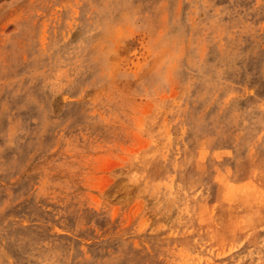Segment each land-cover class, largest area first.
I'll use <instances>...</instances> for the list:
<instances>
[{"label":"rangeland","instance_id":"374dc122","mask_svg":"<svg viewBox=\"0 0 264 264\" xmlns=\"http://www.w3.org/2000/svg\"><path fill=\"white\" fill-rule=\"evenodd\" d=\"M248 1L0 0V264H264Z\"/></svg>","mask_w":264,"mask_h":264},{"label":"bare ground","instance_id":"6f19581e","mask_svg":"<svg viewBox=\"0 0 264 264\" xmlns=\"http://www.w3.org/2000/svg\"><path fill=\"white\" fill-rule=\"evenodd\" d=\"M248 1V0H247ZM250 1V0H249ZM248 1V2H249ZM233 4V3H232ZM244 4V3H243ZM231 5V4H230ZM235 11V10H234ZM241 11V10H240ZM246 13V12H245ZM238 14V13H237ZM252 17V16H251ZM250 18V17H249ZM262 22V21H261ZM263 24V23H262ZM247 72V71H246ZM249 79V78H248ZM245 87V86H244ZM236 95V94H235ZM241 97H242V95H241ZM263 99H264V97H263ZM255 105V104H254ZM215 113V112H214ZM217 144V143H216ZM245 147H247V146H245ZM245 150V149H244ZM224 151H226V150H224ZM231 155V154H230ZM229 157V156H228ZM245 157V156H244ZM229 159H230V157H229ZM228 160V159H227ZM227 162V161H226ZM211 178V177H210ZM217 203V202H216ZM247 203V202H246ZM229 204V203H228ZM254 206V205H253ZM257 207V206H256ZM229 210V209H228ZM241 213H243V212H241ZM214 214V213H213ZM211 225V224H210ZM212 226V225H211ZM234 230V229H233ZM234 234V233H233ZM247 235V234H246ZM233 237V236H232ZM238 238V237H237ZM236 239V238H235ZM234 241V240H233ZM241 242V241H240ZM243 259V258H242Z\"/></svg>","mask_w":264,"mask_h":264}]
</instances>
